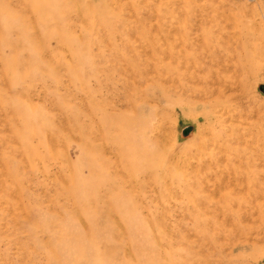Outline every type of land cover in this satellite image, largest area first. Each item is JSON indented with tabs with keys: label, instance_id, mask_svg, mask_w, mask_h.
I'll list each match as a JSON object with an SVG mask.
<instances>
[{
	"label": "rangeland",
	"instance_id": "rangeland-1",
	"mask_svg": "<svg viewBox=\"0 0 264 264\" xmlns=\"http://www.w3.org/2000/svg\"><path fill=\"white\" fill-rule=\"evenodd\" d=\"M0 264H264V0H0Z\"/></svg>",
	"mask_w": 264,
	"mask_h": 264
},
{
	"label": "bare ground",
	"instance_id": "bare-ground-1",
	"mask_svg": "<svg viewBox=\"0 0 264 264\" xmlns=\"http://www.w3.org/2000/svg\"><path fill=\"white\" fill-rule=\"evenodd\" d=\"M155 44H156V42L153 43V45H155ZM160 53L164 56L167 54L165 51H160ZM160 53L159 54L155 53V57H159ZM170 70L175 72L176 77L175 78H169V79L164 81L165 84H168L169 86H171V89L168 91L169 94H171V93L172 94H180L182 96H187V97L191 96L192 98H194L193 100H191V103L194 107H199V106L204 107L207 104V102H205V99L203 96L211 97L215 94H218V96L221 95L220 91H216V90H214V88H212L215 84H218L217 79L214 77V80L216 79L215 81H212L210 84L205 83L203 81L205 79V77L201 75V73H203L204 69H203V67H201L199 65L197 66L193 63L189 64V63L185 62V65H183V66H180V65H176L174 67L169 66V68H167V71H170ZM162 81L163 80L160 79L161 83H163ZM160 82L157 81V82H153V83L155 86H159ZM226 88H225V90H226ZM229 89H230V87H229ZM231 89H232V87H231ZM205 120H207V117H205ZM223 120L224 119H222L221 121L223 122ZM154 142H155L154 140L153 141L151 140V144H153ZM108 152H109V150H108ZM111 154H113V152ZM228 184L229 183H227L226 185H228ZM212 195H214V194H212ZM235 217H237L241 221L247 220L245 215H244V217L235 215Z\"/></svg>",
	"mask_w": 264,
	"mask_h": 264
}]
</instances>
